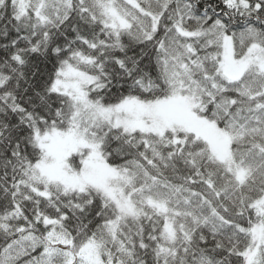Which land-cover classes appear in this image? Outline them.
<instances>
[{
	"label": "snow or ice",
	"instance_id": "snow-or-ice-1",
	"mask_svg": "<svg viewBox=\"0 0 264 264\" xmlns=\"http://www.w3.org/2000/svg\"><path fill=\"white\" fill-rule=\"evenodd\" d=\"M0 264H264V0H0Z\"/></svg>",
	"mask_w": 264,
	"mask_h": 264
}]
</instances>
